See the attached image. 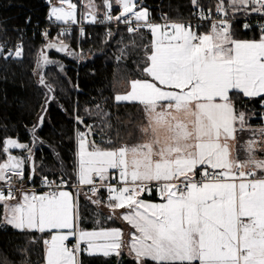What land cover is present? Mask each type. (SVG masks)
<instances>
[{
    "label": "snow or ice",
    "instance_id": "1",
    "mask_svg": "<svg viewBox=\"0 0 264 264\" xmlns=\"http://www.w3.org/2000/svg\"><path fill=\"white\" fill-rule=\"evenodd\" d=\"M191 4L197 20L209 22V32H198L202 24L163 15V22L155 23L143 0H84L79 19L72 0H57L51 7L49 19L65 27L55 40L47 30L42 34L46 48L66 55H78L64 40L75 24L81 25V38L84 22L125 26L129 42L117 59L139 57L141 77L131 79L129 90L116 94L114 102L142 105L144 123L138 143H114L109 136L108 146H102L93 137L98 129L112 127L111 113L100 105L94 113L86 110V116L77 110L72 173H52L56 179L41 175L50 189L46 193L26 189L24 181L31 183L37 175L34 148L45 144L38 132L55 100L54 87L40 74L38 83L47 92L28 130L29 142L0 139V230L32 233L29 243L43 242L44 264H82L81 253L119 257L125 249L135 264H264V159L257 158L264 153V111L246 112L234 101L241 94L260 98L264 108V0H216L208 8L201 0ZM253 16L260 17L259 39H236L234 21L242 17L243 28L250 29L247 20ZM144 31L152 38L148 45L142 42ZM105 35L114 33L109 28ZM12 58H23L22 42L3 55ZM54 63L40 52L38 68ZM253 116L261 126L249 122ZM93 117L98 125L90 122ZM245 133L248 139L241 144ZM82 186H88L84 195L90 203L109 209L108 219L120 218L134 229L127 241L119 228L80 227ZM68 187L77 189L75 196L64 190ZM153 192L159 202L143 198Z\"/></svg>",
    "mask_w": 264,
    "mask_h": 264
},
{
    "label": "trees",
    "instance_id": "2",
    "mask_svg": "<svg viewBox=\"0 0 264 264\" xmlns=\"http://www.w3.org/2000/svg\"><path fill=\"white\" fill-rule=\"evenodd\" d=\"M95 2L100 4L101 0ZM201 3L208 8L214 6L216 0H201ZM143 5L149 9L154 22H163L162 15L174 22L188 20L193 16L191 0H143ZM48 21V0H0V45L5 49L0 54V139L19 138L21 142H29L28 130L36 123L47 92L38 83L41 73L55 89V100L48 105L45 124L38 132L45 144L34 148L37 175L31 183L25 180L24 185L41 184V175L56 179L52 173H72L77 127L73 117L77 110L80 116H86V110L94 113L96 106L100 105L111 113L109 122L112 127H105L103 133L97 130L99 138L96 142L102 146H108L104 141L109 136L114 143L129 145L131 136L144 123L142 105H117L114 102L116 94L129 88L131 79L141 77L139 57L117 59L121 56L120 48L129 42L125 26L90 25L84 29L83 38L80 37L79 29L74 28L64 37L65 43L78 54L70 56L47 49L48 41L43 33L34 32L30 28L36 24L44 25ZM109 28L114 33L112 37L105 35ZM234 35L239 39L252 40L259 39L260 33L258 30L242 32L234 29ZM50 37L55 40L57 34L50 32ZM151 39L150 33L144 31L143 44H150ZM20 42L23 43V58L3 59V55L9 50L14 51ZM42 50L56 63L38 68L37 60ZM60 64L63 65V72L59 70ZM234 101L240 110L256 113L264 111L260 98L249 100L240 95L234 97ZM90 122L97 125L100 123L95 117ZM249 122L253 125L262 123L258 116H253ZM244 139L245 134L242 135L241 143ZM48 145L59 153V157L53 155ZM19 152L18 149L13 150V154ZM100 194L106 198L104 190ZM146 198L158 200L159 197L154 192ZM80 217L83 229H94L101 223L98 207L86 197L80 202ZM34 235L41 236L40 233ZM32 236V233H20L11 227L0 230V261L7 259L11 264H44L43 242L29 243ZM81 261L82 264H135L125 254L103 257L82 253Z\"/></svg>",
    "mask_w": 264,
    "mask_h": 264
},
{
    "label": "built area",
    "instance_id": "3",
    "mask_svg": "<svg viewBox=\"0 0 264 264\" xmlns=\"http://www.w3.org/2000/svg\"><path fill=\"white\" fill-rule=\"evenodd\" d=\"M114 14V12H113ZM260 20V17H257V16H253V17H250L247 22L250 23L252 25V27L250 29H244L243 28V23L245 22L244 18H238L237 20L234 21V24H233V29H237V30H241L242 32H248V31H252V30H258L259 31V28L257 27V21ZM154 22V21H153ZM179 22H184V23H188V22H191V24L193 25H198V24H202L203 26L202 27H199L197 30L199 33H206V32H209L210 30V25H209V22L207 21H198L197 18L193 15L192 18L188 19V20H183V21H179ZM155 23H159V22H155ZM162 23V22H160ZM90 25H95V26H106V27H110V26H117V24L113 23V24H109V25H102V24H90V23H87V22H84L83 23V28L85 29L87 26H90ZM80 24H75L72 26L71 30H70V33L71 31L74 29V28H80ZM119 26H124L123 24H120ZM65 27V25H63L62 22H55L54 19L53 20H50L45 23L44 25H34L32 27H30L34 32H41V33H44L46 30L50 33V32H54L55 34H58L61 30V28ZM147 33H149L148 31H146ZM21 43V42H20ZM19 44V43H17ZM16 44V45H17ZM17 187H19V185H17ZM24 187L26 189H34L36 193H46L48 191H50L49 188L47 187H44L41 184H29V185H24ZM64 190L66 191H70L73 193V195L75 196L76 193H77V189L75 187H68V188H65ZM88 190V186H82L81 190H80V193H79V206H80V202L81 200L85 197L84 193L87 192ZM102 191V190H101ZM154 193V192H153ZM19 194V193H17ZM106 196H107V193H106ZM148 195H145L144 197H146ZM75 243V239L72 241V242H69V246L71 247L72 244ZM82 247V245H81ZM82 254V253H81ZM81 258V255L79 257V259Z\"/></svg>",
    "mask_w": 264,
    "mask_h": 264
},
{
    "label": "crops",
    "instance_id": "4",
    "mask_svg": "<svg viewBox=\"0 0 264 264\" xmlns=\"http://www.w3.org/2000/svg\"><path fill=\"white\" fill-rule=\"evenodd\" d=\"M207 33V32H206ZM235 38H236V36H235ZM236 39H239V38H236ZM240 40H246V39H240ZM129 90V88L127 89V90H125L124 92L126 93L127 91ZM124 92H122V93H124ZM120 94V93H119ZM242 95V94H241ZM256 99V98H255ZM253 125V124H252ZM254 127H259V126H261V123H259V124H257V125H253ZM248 136H249V134H247V133H245V139H244V141H246L247 139H248ZM142 139V136H141V133H140V131L138 130L135 134H133L132 136H131V139H130V141H131V143L129 144V145H132V144H135V143H138L140 140ZM242 144V143H241ZM13 150H16V149H13ZM13 150H11L12 152H13ZM19 154V153H18ZM234 154H236V155H238L239 156V158H241V159H243L244 158V156H243V154L242 153H234ZM257 158L258 159H264V153H257ZM258 175H260V173L258 172ZM37 194H42V193H37ZM17 196H19V194H17ZM145 200H147V201H153V202H159V198H158V200H151V199H147L146 197H143ZM99 209V211H100V219H101V223L99 224V226L98 225H96V228H94V229H85V230H88V231H93V230H100L101 228H107V229H111V228H119V229H121V230H123V224L120 222V218H114V219H108L107 217H108V215H109V209L107 208V207H99L98 208ZM80 227H81V224H80ZM126 228H127V231H126V233H128V232H132V230H134V229H132L131 228V226L128 228V226H126ZM124 236H127L126 234L124 235L123 234V237ZM128 237V236H127ZM127 237H126V239H127ZM74 240V238H71L67 243H69V242H72ZM82 247H85V245H82ZM128 255V253H127V251H125V252H123V254L122 255ZM121 255V256H122ZM102 256V255H101ZM113 256H115V255H113ZM131 257V256H130ZM132 258V257H131ZM80 260H81V258H80Z\"/></svg>",
    "mask_w": 264,
    "mask_h": 264
},
{
    "label": "rangeland",
    "instance_id": "5",
    "mask_svg": "<svg viewBox=\"0 0 264 264\" xmlns=\"http://www.w3.org/2000/svg\"><path fill=\"white\" fill-rule=\"evenodd\" d=\"M72 2H74V3H76L77 4V17H78V13H79V11L80 12H83L84 11V0H72ZM57 3V0H52V3L50 4L49 3V0H48V4H49V13H50V10H51V7L53 6V4H56ZM125 93V92H124ZM124 93H120V94H124ZM153 202V201H152ZM120 222L123 224V230H122V232H123V234L125 235H127V236H124L123 238H124V240L125 241H127L128 239H129V235H130V233L131 232H128V233H126V231H127V228H126V226H128V228L130 227V225L127 223V222H125L124 220H120ZM134 230H132V232H133ZM126 237H127V239H126ZM125 251H127V249H125L124 250V252ZM128 253V252H127ZM129 256V255H128Z\"/></svg>",
    "mask_w": 264,
    "mask_h": 264
},
{
    "label": "water",
    "instance_id": "6",
    "mask_svg": "<svg viewBox=\"0 0 264 264\" xmlns=\"http://www.w3.org/2000/svg\"><path fill=\"white\" fill-rule=\"evenodd\" d=\"M93 138L96 140L97 138H99V135L96 134Z\"/></svg>",
    "mask_w": 264,
    "mask_h": 264
},
{
    "label": "clouds",
    "instance_id": "7",
    "mask_svg": "<svg viewBox=\"0 0 264 264\" xmlns=\"http://www.w3.org/2000/svg\"><path fill=\"white\" fill-rule=\"evenodd\" d=\"M163 135V134H162Z\"/></svg>",
    "mask_w": 264,
    "mask_h": 264
}]
</instances>
